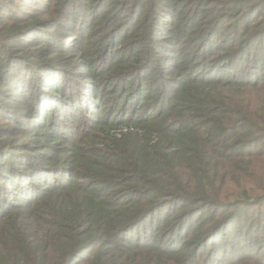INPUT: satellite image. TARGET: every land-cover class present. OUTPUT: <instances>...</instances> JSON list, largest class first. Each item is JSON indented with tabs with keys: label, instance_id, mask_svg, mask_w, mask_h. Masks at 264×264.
<instances>
[{
	"label": "trees",
	"instance_id": "trees-1",
	"mask_svg": "<svg viewBox=\"0 0 264 264\" xmlns=\"http://www.w3.org/2000/svg\"><path fill=\"white\" fill-rule=\"evenodd\" d=\"M0 264H264V0H0Z\"/></svg>",
	"mask_w": 264,
	"mask_h": 264
}]
</instances>
